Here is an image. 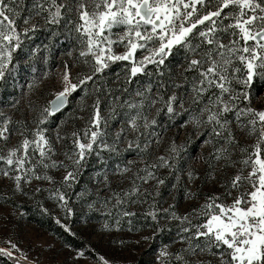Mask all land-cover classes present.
Returning <instances> with one entry per match:
<instances>
[{
    "label": "snow or ice",
    "instance_id": "1",
    "mask_svg": "<svg viewBox=\"0 0 264 264\" xmlns=\"http://www.w3.org/2000/svg\"><path fill=\"white\" fill-rule=\"evenodd\" d=\"M24 10L25 0H0V80L4 79L13 54L22 47L23 38L37 29L38 24L32 22L34 17H42L45 25H59L66 20L69 31H75L79 42L84 45L80 56H91L93 63L92 73L79 78L77 83H72L65 71L63 89L56 92L42 110L36 128L28 129L24 122L17 121L21 125L22 130L18 134L22 139L8 147L6 152L0 148V162L5 166L0 172L14 180L15 190L22 191L21 182L30 183L33 178L54 182L48 170L58 168L66 169L62 183L70 188L85 166L87 157L95 152L102 160L100 153L103 150L118 153L122 138L126 142L124 151L135 150L138 156L146 157L153 143V133L148 130L157 124V119H149L144 114L145 107L151 109L159 104L157 115L166 109L170 118L188 113L189 119L185 124L192 123L196 129H205L209 137L219 138L227 132L225 140L229 145L237 143L230 127L232 121L227 118L229 113H234L238 127H247L250 135L258 133L251 152L248 147L240 148L241 153L247 155L239 160L242 167L230 185L239 190L243 183H247L249 188L239 191L230 204L218 203L219 196L207 197L199 209L194 208L191 214L184 215L171 210L172 205L160 209L154 201L153 210L147 215L156 222L158 231L162 229L161 219L179 221L177 236L185 243V247L176 253L170 252L167 245L163 246L156 258L158 264H191L184 253L195 255L197 250L218 255L220 264H264V109L257 110L250 103L240 107L242 101H249L253 81H264V0H32L27 15H22ZM73 13L75 19L72 18ZM20 20L22 25H18ZM121 46L124 51L117 53L114 49ZM174 46L185 50V72L195 74L191 81L185 75L183 83L173 81L172 86L179 90L185 84L189 85L185 95L190 93L189 104L197 106L195 110L185 108V97L176 91L165 98L159 90L165 89L163 82L159 83L153 96V85L149 83L143 90L136 91V97L140 98L138 101H125L130 110L125 113L127 127L122 124L109 143L106 139L108 123L101 116L97 97L82 135L76 131L71 133L73 147L63 153L68 163L53 158L56 149L46 135L47 129L41 125L67 104L72 91L92 81L96 74L102 73L115 61L129 62L126 65L127 81L138 73L151 75L146 73V66L153 64L159 71ZM138 50L145 53L139 59L136 58ZM85 63H88L87 59ZM177 104L180 112L176 111ZM109 114L116 115L113 109H109ZM242 117L246 118V122ZM11 122L10 117H5L0 123V141L5 144L10 138ZM29 132L31 138L27 134ZM128 132L133 135L129 137ZM56 138L62 139L59 132ZM155 142L159 143L158 137ZM210 142L205 141L206 144ZM180 147L183 148L182 145ZM179 155L173 141L168 156L158 155L154 162L144 160L143 166L133 174L131 186L121 191L111 190V196L102 201L104 207L107 208L114 198L112 208L118 210V217L135 216V212L120 206L144 202L139 200L142 193L136 181L146 184L155 180L157 185L164 184L165 180L156 174V170L175 169ZM209 155L217 160L223 156L233 166L236 163L224 147L214 148ZM244 168L250 169L247 176L243 175ZM39 169L43 170V174L38 172ZM130 171L127 166L121 169L117 165L116 172L120 175ZM100 175L105 186H109L111 181L106 172L97 174V182ZM188 176L192 178L191 170ZM144 192L147 193V189ZM52 195L66 202V196L60 189ZM68 211L71 212V209ZM159 212H163L164 216L160 217ZM108 214L111 215V212ZM128 223L131 224L130 219ZM115 227H120L119 218ZM104 228L108 229L109 225L105 224ZM6 243L10 247L0 248V254L12 258L17 245L10 240ZM213 249L220 251L213 253ZM21 257L27 259L22 252ZM99 261L110 264L103 256L99 257ZM15 264H20V260H16Z\"/></svg>",
    "mask_w": 264,
    "mask_h": 264
},
{
    "label": "rangeland",
    "instance_id": "2",
    "mask_svg": "<svg viewBox=\"0 0 264 264\" xmlns=\"http://www.w3.org/2000/svg\"><path fill=\"white\" fill-rule=\"evenodd\" d=\"M31 2L32 0L30 4ZM27 14L26 10V13L22 15ZM71 15L73 19L76 18L75 13ZM32 22L38 24L37 29L39 27H42L44 31L50 29L44 24L42 17H34ZM22 23V20L18 21V25ZM62 34L63 37L57 40V46L53 48L54 43L49 42L52 36L48 37L49 41L46 42L39 35L33 38L32 33H29L27 38H23V45L18 55L14 58L13 54L14 60L6 70L4 79L0 80L3 85L0 88V113L3 114L0 116V123L5 117H10L12 121L9 124L11 132L9 140L6 144L0 141V148H4L5 152L8 147L16 145L22 139L18 134L22 130L21 125L17 124V121L24 122L28 129L36 128L42 110L54 98V94L63 89L65 71L68 72L72 83H77L79 78L92 73V58L91 56H80L84 45L79 42L77 33L70 32L65 25ZM224 42L227 43V40ZM174 49L182 55V62L177 64L172 60L167 64L166 60L171 53L165 58V63L159 67V73L164 75L167 72V91L159 90L165 98L176 91L178 95L185 97V108L192 107L195 110L197 106L189 104L190 93L185 95L189 85L185 84L184 88L179 90L172 86L173 81L183 83L185 75L191 81L195 74L185 72L187 67L185 50L179 46H174ZM114 50L117 53L124 51L122 46ZM144 54L138 50L136 58L139 59ZM115 63H120L119 67L110 71L111 65ZM128 64V61L110 63L109 67L102 73L96 74L92 81H87L72 91L68 95L67 104L60 111L48 117L44 125H41L47 129L46 135L56 149L54 159L68 163L63 153L66 150L71 151L73 147L71 133L76 131L82 135L83 129L92 116L93 105L97 97L100 100L101 116L108 123L106 139L111 143L114 134L122 124L127 127L125 113L130 110L125 101H138L140 98L136 97V91L143 90L149 83L153 85L152 93L153 96L155 95L159 83L163 80L149 82V76L145 74L146 81L135 80L132 84L134 77L127 81L126 65ZM155 70L157 68L153 65L147 71ZM30 84L31 87H29ZM248 103L257 110L264 109V81L259 79L253 81L249 101H242L240 107ZM159 107L160 105L157 104L151 109L147 107L144 109V114L149 119L153 117L157 119V124L148 130L153 133L151 136L153 143L146 157L138 156L135 150L124 151L126 142L122 138L118 153L103 150L100 153L102 160L95 152L87 157L85 166L70 188L62 183L66 172L64 168L48 170V174L54 177V182L35 178L30 183L22 181V191H16L14 180L3 176L0 172V248L10 247L6 241L10 240L15 243L17 250H13V258L20 260V264H102L99 261L100 256L105 257L110 264H158L156 258L163 246L167 245L172 253L185 247V243L179 241L177 236L179 221L161 219L160 224L163 228L161 233L163 234L159 235L156 222L154 226L145 227L141 222L134 224V220L141 218L140 215L151 218L147 213L153 210L154 201L160 209L169 208L170 205L174 206L171 210L179 215L191 214L192 209H199L210 196H219L218 203L230 204L239 191L249 188V185L243 182V187L239 190L230 185L242 167L239 160L247 155V153H241L240 148L248 147V151L251 152V145L256 142L258 133L250 135L247 127L243 129L238 127L234 113H229L227 118L232 121L230 127L237 141L229 145L225 140L227 132L219 138L209 137L205 129H196L192 123L185 124V121L189 119L188 113H181L170 118L166 109L157 115L156 109ZM175 107L176 111L180 112L179 105ZM109 109H113L116 115L110 116ZM241 119L246 122V118ZM101 126L103 127V123ZM57 132L62 139L57 140ZM27 134L31 138V133ZM127 135L131 137L133 133L128 132ZM157 137L159 143L155 142ZM206 140L211 142L206 144ZM173 141L180 152L175 169L159 168L156 170V174L162 177L165 183L157 185L155 180H150L142 184L137 180L136 183L140 184L142 193L139 200L144 202L120 206L135 212V216L118 217V210L112 208L115 204L114 198L107 208L104 207L102 201L111 196V190L121 191L129 188L134 179L133 174L143 166L144 160L154 162L158 155L168 156ZM181 145L183 148L180 147ZM221 147L228 149L231 160L236 161L234 166L230 165L223 156L217 160L209 155L213 153L214 148ZM129 161H135V163L129 164ZM117 165L121 169L127 166L131 168V171L120 175L116 172ZM4 167V164L0 162V169ZM189 170L193 172L191 179L188 176ZM249 170V168H244L243 175L247 176ZM38 172L43 174L42 169ZM104 172L111 181L107 187L102 175L99 176V182H97V174ZM37 189L40 190L37 191ZM57 189L64 192L66 202L52 195ZM145 189L147 193L144 192ZM229 191L231 195H227ZM26 203L41 206L43 210L50 212L65 229L73 230L80 238L87 241L94 256L89 255L84 248H76L69 244L61 235L47 231L30 219V214L22 207V204ZM89 205L92 206L89 207ZM68 209H71V212ZM109 212L111 215L108 214ZM158 215L163 217L164 213L159 212ZM117 218L120 219L119 229L115 227ZM129 219L131 220L130 225ZM193 222L195 223L196 220L194 219ZM105 224L109 225L108 229L104 228ZM143 237L149 238L144 239ZM219 251V249L212 250L213 253H219ZM21 252L26 256V260L21 257ZM78 253H83V255H78ZM184 256L191 264H196L197 261L201 264H208V262L220 264L218 255L201 253L199 250L195 255L184 253Z\"/></svg>",
    "mask_w": 264,
    "mask_h": 264
},
{
    "label": "trees",
    "instance_id": "3",
    "mask_svg": "<svg viewBox=\"0 0 264 264\" xmlns=\"http://www.w3.org/2000/svg\"><path fill=\"white\" fill-rule=\"evenodd\" d=\"M30 1L31 0H25V10L22 14L26 13V10L28 8V6L30 5ZM66 20L61 21V23L59 25H47L49 26V30H43L42 27H39L38 29L35 30V32H32V37L33 38H37L38 35L41 38H44L46 42L49 41L48 37H51V40L49 41L50 43H54V46L52 45V47H56L57 46V40H59L60 38L63 37V29L65 28L66 25ZM56 45V46H55ZM21 49H18L15 53H14V58L18 55V51H20ZM179 51H176L175 49L171 52L170 57L166 60V63L168 64L170 61H175V63H181L182 62V55L178 54ZM178 55V56H177ZM51 58V57H50ZM14 60V59H13ZM120 63H115L112 64L110 67V71H113L115 69H117L119 67ZM153 65H148L146 67V73H151V75L149 76L148 81L149 82H160L158 80L162 79L163 83L165 85V89H166V83L168 82V76H167V72L164 75H159L160 71L155 70L153 72H148L147 70H149V68H152ZM145 73H138L137 76L134 77L133 81L131 82L133 84V82L135 80L142 82V80H145ZM151 79V80H150ZM146 81V80H145ZM148 82V83H149ZM2 82L0 83V88H2ZM160 89L161 92H166L167 89ZM167 95V93H165ZM22 207L30 214V219H32L34 222H36L39 226H41L42 228L46 229L47 231H51L53 233H57L59 235H61L69 244L75 246L76 248H84L86 249L87 253L91 256H94L93 252L91 251V247L90 244L87 243V241H85L84 239L80 238L73 230H69V229H65L64 226H62L61 224H59L54 217L52 216V214L48 211H45L41 208V206L38 205H34V204H22ZM141 218H137L136 220H134V224H137L138 222L143 223V225L145 227L148 226H154V221L151 218H145L146 216L144 215H140ZM163 232V228L161 230H157V233L159 235L163 234L161 233ZM15 259L9 258L8 256H5L3 254H0V264H15Z\"/></svg>",
    "mask_w": 264,
    "mask_h": 264
}]
</instances>
